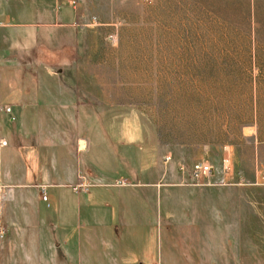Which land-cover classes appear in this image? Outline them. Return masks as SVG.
Returning a JSON list of instances; mask_svg holds the SVG:
<instances>
[{"label":"rangeland","instance_id":"obj_1","mask_svg":"<svg viewBox=\"0 0 264 264\" xmlns=\"http://www.w3.org/2000/svg\"><path fill=\"white\" fill-rule=\"evenodd\" d=\"M74 1L85 14L78 60L61 39L37 47L35 29L21 30L27 39L14 44L26 49L7 55L15 54L21 63L32 55L30 64L37 60L49 73L63 70L53 77L37 68L43 97L59 91L69 99L78 89L88 98L85 113L44 108L18 122L1 115L2 130L34 123L54 132L80 124L91 144L82 155L90 181L127 183L121 195L127 194L137 217L143 210L150 213L151 235L166 256L162 264L223 263L222 224L230 215L224 195L230 190L199 189L191 177H178L191 175L197 163H209L211 183L221 184L223 160L230 158L225 174L247 193L241 219L249 264H259L252 257L257 243L264 261V0ZM39 31L54 38L69 32ZM26 77L33 75L26 72ZM166 156L171 160L165 167ZM138 183L158 185L150 198L134 189ZM25 264L46 262L33 257Z\"/></svg>","mask_w":264,"mask_h":264},{"label":"crops","instance_id":"obj_2","mask_svg":"<svg viewBox=\"0 0 264 264\" xmlns=\"http://www.w3.org/2000/svg\"><path fill=\"white\" fill-rule=\"evenodd\" d=\"M74 2L0 0V22L3 23L0 27V107L11 108L10 113L0 111V118L11 115V120L18 122L28 112L33 117L38 114L37 110L52 107L71 110L78 116L85 113L88 98L78 89L69 99V94L59 91L43 97V83L37 68L53 77H59L63 70L49 73L37 60L30 64L35 59L32 55L25 63L15 54L7 55L8 51L27 47H15L17 39H27L21 30L35 29L37 47L45 48L51 39H61L64 46L70 47L73 59L78 60L85 14ZM65 8L71 9V14ZM39 28L68 29L69 32L56 34L54 38L38 32ZM62 64L65 63L57 65ZM26 72H31L33 77L27 78ZM41 98L48 99L46 104L41 103ZM51 129L20 123L2 130L0 125V142H7L6 146L0 145V264H25L33 257L46 264H162L166 256L161 242L151 235L154 227L150 213L146 215L143 210L144 216L137 217L130 209L127 194L121 195L127 183L119 185L98 177L97 183L90 181L82 155L89 153L91 144L82 135L80 124H64L59 131L54 128V132ZM164 159L166 167L168 163ZM180 174L178 178L182 180L191 177L195 188L230 190L224 195L230 215L227 219L224 216L222 224L227 233L226 247L221 252L222 264H249L247 226L241 219L247 204L246 191L240 184L230 182L231 176L225 173L221 184H212V178L208 183L200 182L192 173L187 177ZM163 178L168 179L166 170ZM81 184L89 186L87 192L76 191ZM157 185L138 183L134 189L151 198ZM146 188L147 193L143 190ZM76 195L78 201L74 199ZM148 207L153 208V204L148 203ZM259 251L257 243L252 257L264 264ZM201 258L205 261L208 255Z\"/></svg>","mask_w":264,"mask_h":264},{"label":"built area","instance_id":"obj_3","mask_svg":"<svg viewBox=\"0 0 264 264\" xmlns=\"http://www.w3.org/2000/svg\"><path fill=\"white\" fill-rule=\"evenodd\" d=\"M3 26V23L0 22V27ZM111 39H113L112 37H110ZM0 111H6L7 113L11 112V108H4V107H0ZM1 146H6L7 142L6 141H1L0 142ZM171 160L170 156H166V158L164 159L165 163H168ZM223 169L225 171V173L230 169V158H224L223 160ZM181 171H183V168H181ZM214 173V168L212 165H210L209 163H197L193 166L192 169V175L193 177L200 181V180H204L205 182H210L212 176ZM260 179L262 180V182L264 183V172L261 174ZM89 186L87 184H81L79 186H77L75 189L77 192L79 191H84L87 192L88 191ZM47 197L44 196L43 200L46 201Z\"/></svg>","mask_w":264,"mask_h":264}]
</instances>
